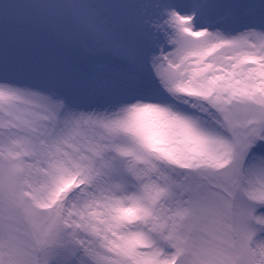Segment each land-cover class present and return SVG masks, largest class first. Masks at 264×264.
I'll list each match as a JSON object with an SVG mask.
<instances>
[{"label":"snow or ice","instance_id":"obj_1","mask_svg":"<svg viewBox=\"0 0 264 264\" xmlns=\"http://www.w3.org/2000/svg\"><path fill=\"white\" fill-rule=\"evenodd\" d=\"M264 0H0V264H264Z\"/></svg>","mask_w":264,"mask_h":264},{"label":"rangeland","instance_id":"obj_2","mask_svg":"<svg viewBox=\"0 0 264 264\" xmlns=\"http://www.w3.org/2000/svg\"><path fill=\"white\" fill-rule=\"evenodd\" d=\"M257 211H258V213L259 212H264V206L260 207Z\"/></svg>","mask_w":264,"mask_h":264}]
</instances>
